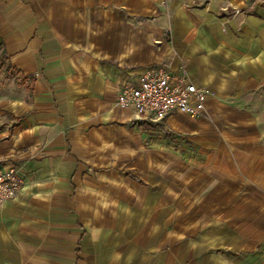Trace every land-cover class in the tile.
<instances>
[{
    "label": "crops",
    "instance_id": "crops-1",
    "mask_svg": "<svg viewBox=\"0 0 264 264\" xmlns=\"http://www.w3.org/2000/svg\"><path fill=\"white\" fill-rule=\"evenodd\" d=\"M0 39V264H264V0H0ZM152 66L197 117L116 105Z\"/></svg>",
    "mask_w": 264,
    "mask_h": 264
},
{
    "label": "built area",
    "instance_id": "built-area-1",
    "mask_svg": "<svg viewBox=\"0 0 264 264\" xmlns=\"http://www.w3.org/2000/svg\"><path fill=\"white\" fill-rule=\"evenodd\" d=\"M208 94L196 88L182 69L177 74L163 67L145 69L135 85L120 86L116 105L133 112L135 122L163 120L181 113L197 117L203 110ZM23 177L15 168H0V208L12 200L23 185Z\"/></svg>",
    "mask_w": 264,
    "mask_h": 264
},
{
    "label": "rangeland",
    "instance_id": "rangeland-1",
    "mask_svg": "<svg viewBox=\"0 0 264 264\" xmlns=\"http://www.w3.org/2000/svg\"><path fill=\"white\" fill-rule=\"evenodd\" d=\"M2 57H3V55H2V49L0 48V61L3 62ZM11 79H14V77L12 76L11 72H9L8 70H6V65H5V61H4L3 62V66L0 69V91L3 90V88L5 86H8V84H6V81H11Z\"/></svg>",
    "mask_w": 264,
    "mask_h": 264
},
{
    "label": "trees",
    "instance_id": "trees-1",
    "mask_svg": "<svg viewBox=\"0 0 264 264\" xmlns=\"http://www.w3.org/2000/svg\"><path fill=\"white\" fill-rule=\"evenodd\" d=\"M0 48H2V42H1V39H0ZM2 55H3L2 59H3V62H4V61H6V56H5V52H4V51H2ZM3 62L0 61V69H1L2 66H3Z\"/></svg>",
    "mask_w": 264,
    "mask_h": 264
}]
</instances>
